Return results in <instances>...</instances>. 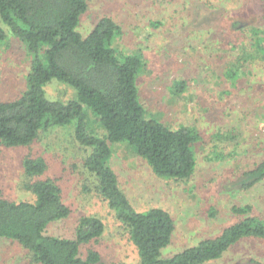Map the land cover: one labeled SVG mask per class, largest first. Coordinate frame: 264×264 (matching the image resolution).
<instances>
[{
  "label": "trees",
  "instance_id": "obj_1",
  "mask_svg": "<svg viewBox=\"0 0 264 264\" xmlns=\"http://www.w3.org/2000/svg\"><path fill=\"white\" fill-rule=\"evenodd\" d=\"M184 3L185 0L170 1L174 26L180 35L176 41L187 38L192 43L194 39L200 46L204 40L210 52L215 51V46L236 51L229 65H223L219 78L226 77L237 90L238 69L247 61L264 60V12L251 19L250 14L230 16L216 10L210 0H196V6L191 7ZM87 8V0H0V23L26 44L32 56L26 90L16 98L0 100V145L30 147L41 132L53 126L71 127L75 142L89 149L82 161L80 192L95 193L114 212L122 234L137 250L138 264H203L221 257L243 237L264 239V218L250 215L251 205L233 206L232 211L242 219L196 246L162 256L161 250L169 244L175 229L174 219L162 207L145 211L133 208L109 164L110 144L128 147L145 160L157 177L185 182L194 172L193 144L201 134L192 125L172 127L148 115L137 84L147 68L146 58L140 51L116 48L114 44L123 31L110 16L100 17L82 36L77 26ZM150 25L159 28L163 19L151 21ZM183 30L188 32L185 37ZM6 36L0 24V42ZM247 36L249 43L243 39ZM206 37L211 40L206 42ZM226 56L223 54V58ZM180 78L175 77L170 84L172 96L183 95L188 88L189 79ZM52 79L71 85L75 96L65 102L48 99L44 86ZM90 116L95 117V126ZM235 137L218 134L224 147L230 146ZM23 165L32 178L25 186L35 198L31 202L10 201L0 190V237L23 247L28 264H99L98 244L105 229L101 218L79 217L73 237L47 234V226L66 218L72 208L64 201L58 179L38 178L47 168L44 157L26 155ZM251 168L240 171L249 176L244 187L263 180L264 158Z\"/></svg>",
  "mask_w": 264,
  "mask_h": 264
},
{
  "label": "rangeland",
  "instance_id": "obj_2",
  "mask_svg": "<svg viewBox=\"0 0 264 264\" xmlns=\"http://www.w3.org/2000/svg\"><path fill=\"white\" fill-rule=\"evenodd\" d=\"M87 1L88 8L77 26L82 36L91 31L100 17L110 16L123 31L114 44L116 48L140 51L146 58L147 68L137 84L148 115L172 127L192 125L201 134L193 144L194 172L185 182L157 177L145 160L128 147L110 144L109 164L133 208L145 211L162 207L174 219L175 229L169 244L161 250L162 256L196 246L242 219V215L232 211L233 206L251 205L249 214L264 218V178L244 187L249 176L241 173L264 158V60L244 63L238 69V89L234 90L226 77L219 78V73L224 64L229 65L234 59L236 51L215 46V51L210 52L211 47L204 40L200 46L194 39L192 43L187 38L176 41L180 35L171 15V0ZM195 1L185 0L184 6H196ZM210 1L216 10L230 16L250 14L251 19H257L258 12H264V0ZM179 7L183 9L181 4ZM156 19H163L159 28L150 25ZM0 24L7 34L0 42V100H9L26 90L32 56L26 44L12 35L4 23ZM182 33L185 37L188 32ZM243 39L250 41L248 36ZM223 54L227 56L223 58ZM175 77L189 79L185 94H170ZM44 92L48 99L63 102L76 93L71 85L57 79L49 81ZM89 118L95 126V117ZM219 133L235 135L234 142L224 147L218 140ZM88 153L89 149L73 139L72 128L62 126L41 132L30 147L0 145L1 193L10 201H33L34 193L25 186L32 178L25 172L23 159L29 154L44 157L47 168L38 178L58 179L64 201L72 208L66 218L51 222L46 233L73 237L79 217L97 215L105 225L98 244L99 264H138L137 250L122 234L114 212L95 193L80 192L82 161ZM0 264H28L25 249L0 237ZM203 264H264V239L243 237L221 257Z\"/></svg>",
  "mask_w": 264,
  "mask_h": 264
}]
</instances>
